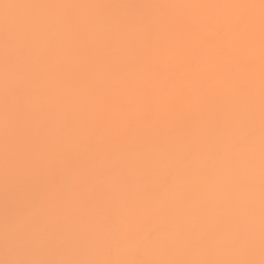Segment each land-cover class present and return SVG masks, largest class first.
I'll return each instance as SVG.
<instances>
[{"label":"snow or ice","instance_id":"1","mask_svg":"<svg viewBox=\"0 0 264 264\" xmlns=\"http://www.w3.org/2000/svg\"><path fill=\"white\" fill-rule=\"evenodd\" d=\"M197 87L222 93L228 116L157 151L198 217L165 239L137 230L150 191L110 212L103 185L85 198L95 175L143 162L116 145L139 109ZM0 168V264H264V0H0Z\"/></svg>","mask_w":264,"mask_h":264},{"label":"bare ground","instance_id":"2","mask_svg":"<svg viewBox=\"0 0 264 264\" xmlns=\"http://www.w3.org/2000/svg\"><path fill=\"white\" fill-rule=\"evenodd\" d=\"M33 3H62V4H90V3H195V4H229L255 3L259 0H22ZM60 52V48L56 49ZM243 73L244 69L241 68ZM51 88L61 85L53 77ZM228 104L220 92L212 90L202 91L198 87L189 102H179L172 110H165L153 105L150 109H139L134 119L126 123L116 138L117 147L130 157L142 154V163L133 167H126L118 174L105 172L97 174L91 180L83 195L85 198L92 194L93 189L104 186L103 197L106 212L111 211V204L115 200L127 196L133 191H150L153 195L149 208L138 220L137 230L140 232L158 231L167 239L168 226L178 220L198 217L203 203L200 200H181L187 192L184 180H175V165L162 158L157 151L169 138L187 137L197 134L210 123L228 116ZM258 126V122H257ZM211 190L212 186H207ZM3 224V185L2 168H0V226Z\"/></svg>","mask_w":264,"mask_h":264}]
</instances>
